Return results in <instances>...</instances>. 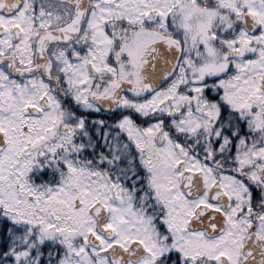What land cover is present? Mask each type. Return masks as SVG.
I'll use <instances>...</instances> for the list:
<instances>
[{
    "label": "snow or ice",
    "instance_id": "1",
    "mask_svg": "<svg viewBox=\"0 0 264 264\" xmlns=\"http://www.w3.org/2000/svg\"><path fill=\"white\" fill-rule=\"evenodd\" d=\"M0 264H264V0H0Z\"/></svg>",
    "mask_w": 264,
    "mask_h": 264
}]
</instances>
